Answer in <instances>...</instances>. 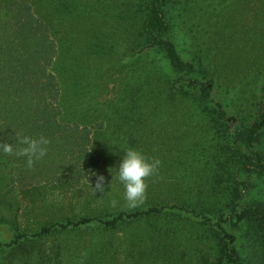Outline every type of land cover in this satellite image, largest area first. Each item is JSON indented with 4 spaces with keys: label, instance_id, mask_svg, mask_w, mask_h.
<instances>
[{
    "label": "rangeland",
    "instance_id": "rangeland-1",
    "mask_svg": "<svg viewBox=\"0 0 264 264\" xmlns=\"http://www.w3.org/2000/svg\"><path fill=\"white\" fill-rule=\"evenodd\" d=\"M34 1L42 13L54 10V68L66 122L90 129L98 166L77 185L0 195V239L119 211L183 206L203 213L220 205L231 183L227 172L234 171L227 163V172L213 180L214 171H222L223 122H214L184 97H168L169 67L161 53L145 48L134 55L144 44L138 16L148 0ZM165 11L171 39L193 74L212 78L215 100L228 115L248 122L264 84V0H172ZM131 93L134 100H152L155 94L158 101L133 104ZM130 148L160 161L146 180L144 203L134 209L126 206L116 175ZM97 176L104 177V193L93 191ZM253 181L245 200L264 202V176ZM112 200L118 203L113 206ZM186 217L169 212L111 230L90 223L53 232L36 240L40 258L36 249L28 256L16 253L21 259L8 258L4 248L0 264H202L197 254L210 264L211 241L202 235V225Z\"/></svg>",
    "mask_w": 264,
    "mask_h": 264
},
{
    "label": "trees",
    "instance_id": "trees-1",
    "mask_svg": "<svg viewBox=\"0 0 264 264\" xmlns=\"http://www.w3.org/2000/svg\"><path fill=\"white\" fill-rule=\"evenodd\" d=\"M171 1L148 0L146 11L138 16L144 44L134 55H139L145 48L161 53L169 67L166 73L168 97H184L197 108L207 110L214 122L225 124L220 123L227 133L222 136L225 143L221 147L222 161L218 163L222 171H214L212 177L217 183L216 177L227 172V163L234 168L233 172H227L231 179L227 195L218 200L222 201L220 205L209 206L203 213L183 206H153L119 211L109 217L52 223L33 233L15 231L10 240L0 239V250L8 249V258L21 259L19 254H33L38 248L36 240L53 232L90 223L111 230L124 222L174 212L202 225L205 230L202 235L211 241L210 264H264V202L246 201L244 197L253 180L264 176V84L248 122L228 115L214 98L213 79L197 78L193 74V65L181 57L171 39L165 11ZM53 14L54 10L42 13L34 0H0V195L3 197L10 198L29 188L49 184L77 185L98 166V159L90 149V129L66 122L65 96L54 68ZM132 96L129 94L133 104L158 101L155 94L151 95L152 100H134ZM231 124L234 125L232 129ZM25 136H43L49 141L47 155L31 167L27 165L26 157L3 152L5 145L18 151L23 147L20 139ZM27 242H30L29 246ZM36 250L35 254L40 258L41 251ZM196 257L206 264L203 255Z\"/></svg>",
    "mask_w": 264,
    "mask_h": 264
},
{
    "label": "clouds",
    "instance_id": "clouds-1",
    "mask_svg": "<svg viewBox=\"0 0 264 264\" xmlns=\"http://www.w3.org/2000/svg\"><path fill=\"white\" fill-rule=\"evenodd\" d=\"M47 138L23 137L20 144L23 147L15 151L13 146L5 145L3 152L8 155L17 154L27 158V165L31 167L36 160L42 159L47 155ZM160 165L158 159H149L136 149L124 150V154L117 166V179L123 186V199L128 208H137L142 205L146 199L147 178L154 175ZM93 191L105 192V183L103 176H97ZM115 206L118 201L112 200Z\"/></svg>",
    "mask_w": 264,
    "mask_h": 264
}]
</instances>
